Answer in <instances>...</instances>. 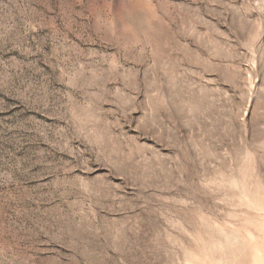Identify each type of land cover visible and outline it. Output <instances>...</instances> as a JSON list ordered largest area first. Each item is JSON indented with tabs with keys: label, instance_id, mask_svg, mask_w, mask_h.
I'll list each match as a JSON object with an SVG mask.
<instances>
[{
	"label": "rangeland",
	"instance_id": "374dc122",
	"mask_svg": "<svg viewBox=\"0 0 264 264\" xmlns=\"http://www.w3.org/2000/svg\"><path fill=\"white\" fill-rule=\"evenodd\" d=\"M0 264H264V0H0Z\"/></svg>",
	"mask_w": 264,
	"mask_h": 264
}]
</instances>
